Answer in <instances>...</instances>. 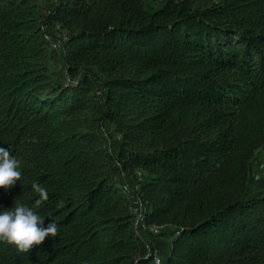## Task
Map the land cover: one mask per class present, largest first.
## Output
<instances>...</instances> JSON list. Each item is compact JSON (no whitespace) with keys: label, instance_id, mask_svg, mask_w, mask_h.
<instances>
[{"label":"trees","instance_id":"1","mask_svg":"<svg viewBox=\"0 0 264 264\" xmlns=\"http://www.w3.org/2000/svg\"><path fill=\"white\" fill-rule=\"evenodd\" d=\"M51 1L0 0V147L22 174L0 211L38 183L58 234L0 242V264H154L122 189L138 168L146 221L171 227L162 264H264V0Z\"/></svg>","mask_w":264,"mask_h":264},{"label":"clouds","instance_id":"2","mask_svg":"<svg viewBox=\"0 0 264 264\" xmlns=\"http://www.w3.org/2000/svg\"><path fill=\"white\" fill-rule=\"evenodd\" d=\"M20 162L10 151L0 147V188L11 189L21 179ZM38 194L33 207L16 201L10 209L0 211V242L11 245L21 253L41 245L47 237L58 234V226L52 220L46 226L44 218L34 209L48 200V191L38 183L31 185Z\"/></svg>","mask_w":264,"mask_h":264},{"label":"rangeland","instance_id":"3","mask_svg":"<svg viewBox=\"0 0 264 264\" xmlns=\"http://www.w3.org/2000/svg\"><path fill=\"white\" fill-rule=\"evenodd\" d=\"M45 1H48V0H45ZM159 1H161V0H159ZM211 2H212L211 0H194L195 5H197V6H204V5H207ZM51 37H54V36H51ZM50 40H52L51 42L56 41L55 38H51ZM51 65H52V68L55 70V72L57 74H59L64 80H70V78L66 75L60 54L58 55L57 60L53 61L51 63ZM101 96L102 95H101L100 89L95 91V98L98 100V102L102 101ZM103 128H104V134L106 137V141L111 145V147H114L117 140H118V135L116 134V131L114 130L113 125L106 121L104 123ZM256 161H263L264 162V149L260 148L256 151L255 156H254V160H253V167L255 166L254 163H256ZM137 170L139 172H141L142 174L145 173L144 170L141 168H138ZM132 177L133 176L131 174H129V175L127 174L124 179L125 180H132ZM262 191H264V168L262 169L260 179L252 181V183H251V193H259ZM161 230L170 231L171 227L170 226H163L160 229V231ZM160 231H159V233H156V234L143 233L141 235L144 238H146L153 246H157V249H155V250H157L159 255L162 257L161 259L163 260V257L165 255L166 251H168V247L171 243V238L168 234L160 233Z\"/></svg>","mask_w":264,"mask_h":264},{"label":"bare ground","instance_id":"4","mask_svg":"<svg viewBox=\"0 0 264 264\" xmlns=\"http://www.w3.org/2000/svg\"><path fill=\"white\" fill-rule=\"evenodd\" d=\"M211 1L215 2L217 0H211ZM56 28H57V25H56ZM58 34H60V33H58ZM55 39H56V41L53 42L55 47H57L58 49H61L62 48V42L58 38H55ZM63 39H64V35L62 34V40ZM142 178H143L142 173L137 171L135 178H132V180H125L124 179V181L122 183V189L125 193H127L128 197H129V210H130V213L132 216L133 227H134L135 231L137 233H139L140 235L143 233L159 232L160 229L162 228V226L149 224L146 221L147 209H146V206H145L143 199L138 194V189H139L138 181L141 180ZM128 184L132 185V191L136 195V202H137L138 207H139V216H140V219L142 221L143 230L141 228H139L138 214H132L134 212V195L131 191H128ZM261 193H264V191H262ZM155 259H156V250H154L152 261H154ZM155 264H162V259H160V261L156 262Z\"/></svg>","mask_w":264,"mask_h":264},{"label":"built area","instance_id":"5","mask_svg":"<svg viewBox=\"0 0 264 264\" xmlns=\"http://www.w3.org/2000/svg\"><path fill=\"white\" fill-rule=\"evenodd\" d=\"M51 36H54L53 38H58L62 42V34H58V30L53 28V34H51ZM263 168H264V162L263 161H256L255 167L251 173L252 181L260 179ZM128 191H131L133 193L131 184H128ZM133 195H134V212L132 214H138L139 228H141L143 230L142 221H141L140 216H139V207H138V204L136 202V195L134 193H133ZM156 233H159V232H153L150 234H156ZM161 258L162 257L159 255V253L156 250V259L153 261V263L155 264L156 262L160 261Z\"/></svg>","mask_w":264,"mask_h":264},{"label":"crops","instance_id":"6","mask_svg":"<svg viewBox=\"0 0 264 264\" xmlns=\"http://www.w3.org/2000/svg\"><path fill=\"white\" fill-rule=\"evenodd\" d=\"M150 3H152V5L154 7L158 6L160 4L159 0H151ZM155 249H157V246H154Z\"/></svg>","mask_w":264,"mask_h":264}]
</instances>
